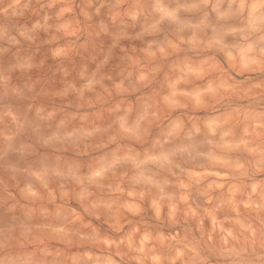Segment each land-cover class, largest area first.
<instances>
[{
	"label": "clouds",
	"instance_id": "clouds-1",
	"mask_svg": "<svg viewBox=\"0 0 264 264\" xmlns=\"http://www.w3.org/2000/svg\"><path fill=\"white\" fill-rule=\"evenodd\" d=\"M0 264H264V0H0Z\"/></svg>",
	"mask_w": 264,
	"mask_h": 264
}]
</instances>
